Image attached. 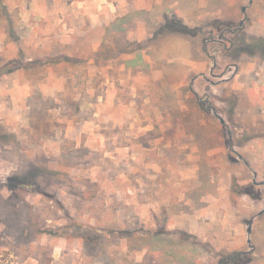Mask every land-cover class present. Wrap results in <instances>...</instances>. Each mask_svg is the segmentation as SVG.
Wrapping results in <instances>:
<instances>
[{
	"label": "rangeland",
	"instance_id": "374dc122",
	"mask_svg": "<svg viewBox=\"0 0 264 264\" xmlns=\"http://www.w3.org/2000/svg\"><path fill=\"white\" fill-rule=\"evenodd\" d=\"M262 37L264 0H0V264H264Z\"/></svg>",
	"mask_w": 264,
	"mask_h": 264
},
{
	"label": "flooded vegetation",
	"instance_id": "af4514ba",
	"mask_svg": "<svg viewBox=\"0 0 264 264\" xmlns=\"http://www.w3.org/2000/svg\"><path fill=\"white\" fill-rule=\"evenodd\" d=\"M254 0H250V3H252ZM244 7H246V9L244 10ZM242 8V11L243 13L245 14V18L240 22V25H239V29H243L244 28V24H245V20L248 18L247 17V11H248V6H244ZM222 42L226 43L225 42V39H221ZM254 43V42H253ZM263 43H264V38L262 37V42H261V47H263ZM227 45V43H226ZM255 46V45H254ZM228 47V46H227ZM257 47H260V46H257ZM216 59V58H214ZM216 62V61H215ZM217 68H218V64L215 63L214 67L210 70V76H208V74H206L205 72L202 73V74H199L195 77L193 83H192V88H193V92L195 94V96L197 97L198 99V102L200 104H207V103H210V101L206 98H201L197 92V89L194 87L195 83H196V80L199 78V77H205L206 81L210 84H213V83H217L214 79L215 78H221L224 80H226L227 78H225V75L227 74L228 70H229V67H227L225 70H222L221 72H217ZM213 78V79H212ZM223 83V82H221ZM211 105V104H210ZM209 108H212V105L209 106ZM222 121V119H221ZM223 124H225V121L223 122ZM263 214V213H262ZM261 215V213H260ZM250 254V252H247V251H234L233 254L231 255H228L227 257L221 259L217 264H233L234 262H238L240 258H244V257H248Z\"/></svg>",
	"mask_w": 264,
	"mask_h": 264
},
{
	"label": "water",
	"instance_id": "95a60500",
	"mask_svg": "<svg viewBox=\"0 0 264 264\" xmlns=\"http://www.w3.org/2000/svg\"><path fill=\"white\" fill-rule=\"evenodd\" d=\"M246 9V7H244V10ZM222 121L224 122V119H222ZM264 211H261L260 213L262 214ZM253 218L249 221V227H248V233L251 234L252 233V223H253ZM249 243H251V239L248 240Z\"/></svg>",
	"mask_w": 264,
	"mask_h": 264
},
{
	"label": "trees",
	"instance_id": "16d2710c",
	"mask_svg": "<svg viewBox=\"0 0 264 264\" xmlns=\"http://www.w3.org/2000/svg\"><path fill=\"white\" fill-rule=\"evenodd\" d=\"M250 46L251 45H248V46H246L247 47V49H249L250 48ZM21 60L20 59H15V60H12L10 63H19Z\"/></svg>",
	"mask_w": 264,
	"mask_h": 264
}]
</instances>
